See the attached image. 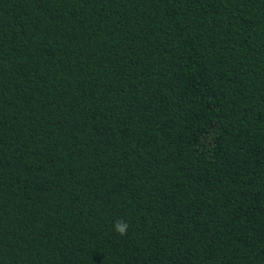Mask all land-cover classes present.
<instances>
[{
	"label": "trees",
	"instance_id": "1",
	"mask_svg": "<svg viewBox=\"0 0 264 264\" xmlns=\"http://www.w3.org/2000/svg\"><path fill=\"white\" fill-rule=\"evenodd\" d=\"M0 264H264V0H0Z\"/></svg>",
	"mask_w": 264,
	"mask_h": 264
},
{
	"label": "clouds",
	"instance_id": "2",
	"mask_svg": "<svg viewBox=\"0 0 264 264\" xmlns=\"http://www.w3.org/2000/svg\"><path fill=\"white\" fill-rule=\"evenodd\" d=\"M129 224L123 219H117L113 224V231L120 236H126L128 232Z\"/></svg>",
	"mask_w": 264,
	"mask_h": 264
}]
</instances>
